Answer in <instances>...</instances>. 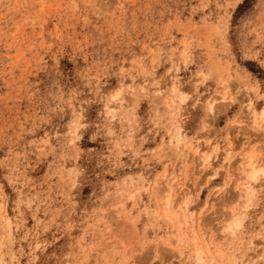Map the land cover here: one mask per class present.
Listing matches in <instances>:
<instances>
[{
	"label": "rangeland",
	"instance_id": "rangeland-1",
	"mask_svg": "<svg viewBox=\"0 0 264 264\" xmlns=\"http://www.w3.org/2000/svg\"><path fill=\"white\" fill-rule=\"evenodd\" d=\"M198 252L264 264V0H0V264Z\"/></svg>",
	"mask_w": 264,
	"mask_h": 264
},
{
	"label": "bare ground",
	"instance_id": "bare-ground-1",
	"mask_svg": "<svg viewBox=\"0 0 264 264\" xmlns=\"http://www.w3.org/2000/svg\"><path fill=\"white\" fill-rule=\"evenodd\" d=\"M214 102L215 101H210L209 103V108H213V104H214ZM261 113V112H260ZM206 158V157H205ZM204 158V159H205ZM209 163V162H208ZM204 164V163H203ZM207 164V163H206ZM255 166H256V163L254 162V161H250V163H249V165H248V170H247V176H251V173H253L255 170H256V168H255ZM255 174V173H254ZM254 176V175H253ZM170 185V184H169ZM172 186L170 187V188H168V191H169V195H168V197H166V200L164 201L165 203H163V204H165V205H163L162 207H163V209H162V211H163V213L166 215V216H169L168 214H171L170 212H169V210L166 208V207H168L170 204H171V192H172ZM174 192V191H173ZM181 197V196H180ZM178 208H180L181 209V211L182 210H187V206H188V202L186 201V199H185V196L183 197V198H181L178 202ZM166 206V207H165ZM177 206V205H176ZM177 208V209H178ZM180 209H178V210H180ZM176 218L178 217V214H176V215H174ZM235 218L236 217V215L235 214H232V218ZM171 219V218H170ZM173 219V218H172ZM234 221V220H233ZM236 222V223H235ZM239 221L237 222V221H234V225H236V226H239ZM197 251V250H196ZM202 251V250H201ZM198 254V256H197V260H196V264H205V257H204V253H202V252H198L197 253Z\"/></svg>",
	"mask_w": 264,
	"mask_h": 264
}]
</instances>
